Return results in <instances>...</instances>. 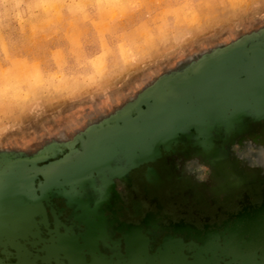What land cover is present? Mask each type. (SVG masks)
<instances>
[{
  "label": "rangeland",
  "instance_id": "obj_1",
  "mask_svg": "<svg viewBox=\"0 0 264 264\" xmlns=\"http://www.w3.org/2000/svg\"><path fill=\"white\" fill-rule=\"evenodd\" d=\"M229 2L260 6V0ZM233 35L215 33L193 40L185 48L184 57L159 64L156 72L145 78L144 86L137 90L133 85L125 102L117 108L99 112L91 108L84 111L83 107L74 110L73 123L78 122L79 128L70 135L41 125L31 130L29 136H17L14 126L0 125V205L6 211L0 217L6 218L7 213L12 216L16 210L27 214L17 224L18 231L14 229L16 234H11L14 224L7 218L6 234L0 232V263L23 264L17 255L25 249L21 240L30 235V226L38 228L42 220L49 230L57 222L65 229L73 219L79 230L86 231L93 225L100 226L102 233L116 221H122L127 225V238L141 244V232L152 231L145 227L150 225L151 218L149 213L147 216L134 211L133 192L128 190L151 187L156 177L166 180L171 158L188 150L183 148V137L194 143V137L200 134L209 143L215 135L206 132L231 125L239 130L245 126L244 129L261 131L264 75H255L254 70L246 68L251 65L256 71H264V24L244 28L235 33V39ZM255 76L261 80L255 81ZM85 132L97 134L95 139L104 148H97L90 161H68L64 156L70 155L69 150L62 145L68 142L71 150L81 152ZM126 150L128 154H121ZM137 152L143 155L133 159ZM125 207L127 210L117 211ZM171 215L173 222L159 218V224L165 226L161 228L162 244L158 249L138 246L141 250L136 264H264V212ZM141 218L145 226L135 228ZM96 228L89 230L95 239ZM70 233L68 230V236ZM114 233L113 240L123 232ZM6 235L7 240L2 237ZM50 235L51 231L48 238ZM36 236H40L39 232ZM5 246L10 255L6 259L2 249ZM186 246L193 251L188 257L183 251ZM95 249L99 250L97 245ZM41 253L45 255V251ZM46 254L47 262L42 260L40 264H60L57 260L64 255V249L49 250ZM67 262L70 263L69 259ZM89 262L97 261L82 258L79 263Z\"/></svg>",
  "mask_w": 264,
  "mask_h": 264
},
{
  "label": "clouds",
  "instance_id": "obj_2",
  "mask_svg": "<svg viewBox=\"0 0 264 264\" xmlns=\"http://www.w3.org/2000/svg\"><path fill=\"white\" fill-rule=\"evenodd\" d=\"M254 24H264V0H0V125L17 136L41 125L70 135L74 110L117 108L193 40L235 39ZM229 153L264 171V143L244 138ZM182 166L201 184L212 174L198 156Z\"/></svg>",
  "mask_w": 264,
  "mask_h": 264
},
{
  "label": "crops",
  "instance_id": "obj_3",
  "mask_svg": "<svg viewBox=\"0 0 264 264\" xmlns=\"http://www.w3.org/2000/svg\"><path fill=\"white\" fill-rule=\"evenodd\" d=\"M241 128L239 130L231 125L227 129L220 127L213 132L212 130L206 132L209 133L208 135H215L210 140V144L207 139L201 138L200 134L199 137L197 135L194 137V143H190L189 139L183 137V148L188 150L171 158L168 163L171 166L170 173H167L170 178L165 180L156 177L151 187L142 186L128 190V192H133L134 200L131 206H134V211L149 213V217L156 219L153 223L150 222V225L145 226L143 217L134 224L135 228L145 226L152 230L141 232L148 248L156 246L155 248L158 249L162 244L164 237L161 236L163 233L161 228L164 229L165 226L159 224V218L166 217L173 222L174 218L170 216L172 213H183L186 216L192 212H220L231 215L249 211L264 212L262 209L264 206V171L244 166L235 161L229 153V145L244 138L251 137L257 143H264V115L261 131L252 127L244 129L245 126H242ZM193 148H198V150H193ZM192 156H198L202 162L211 166L212 174L203 184L186 174L182 166L183 161ZM256 206L260 207L255 210ZM125 209L126 207L120 210ZM120 227L124 230L127 225L122 222ZM117 230L116 233L120 234V230L119 232ZM122 236L123 233L119 238ZM137 244L140 246L145 243L141 241V244Z\"/></svg>",
  "mask_w": 264,
  "mask_h": 264
},
{
  "label": "flooded vegetation",
  "instance_id": "obj_4",
  "mask_svg": "<svg viewBox=\"0 0 264 264\" xmlns=\"http://www.w3.org/2000/svg\"><path fill=\"white\" fill-rule=\"evenodd\" d=\"M118 210L119 213H121L120 208L117 209V211ZM41 222L42 225H40L39 222L38 224L39 226L37 225L38 228H33L30 226V230H28L27 233L30 235L26 239L21 240L22 241L21 244L25 247V249L22 250L23 252L17 253L19 258V263L23 262V264H40V261L42 260L45 263V261L47 262L48 260L47 259L48 254H46V251L57 250V249H64V255L60 257V260H57L60 264L62 263L80 264L79 262L82 260V258H84L86 261H91V260L97 261L94 262L95 264H133V262L134 264H136V260L139 259L138 250H141L140 249L141 247L137 246L134 249V247L131 246L132 243L129 242L130 240L127 238L126 232L123 230V228L120 227L122 221L120 222L116 221L115 224H113L112 226L113 228L112 227L106 228L104 229L103 233L99 228L100 226H97L96 228L93 225H91L90 228L97 229L98 232L97 234L99 236L97 235L96 239L90 235V234L94 235V233L89 231L90 230L89 226L86 228V231L79 230L80 228L78 224L73 219L70 220L69 225H66L67 227L65 228L66 230L63 228V225L59 222L53 224L50 230L43 226V220ZM150 222L151 223L154 222L153 218H151ZM115 229L116 230L118 229L123 232L122 238L118 237L115 238L114 240L111 238L112 235L115 234L114 233L116 231ZM68 230H71L70 234L74 238H72L70 235L68 236ZM50 231H51V235L48 238L47 235L48 233H50ZM38 232L40 234L39 237L36 236ZM98 237L101 238L100 239L101 241L98 240ZM141 240L144 241L146 245L144 237H142ZM5 242L6 241H4V243ZM95 245H97L98 249L100 248L99 245H102V248L99 249L101 251L100 252L101 254L99 253V250L96 251ZM114 245H116V247ZM146 247L148 248V246ZM2 249L4 250L3 252L5 253V255H7V256H3V258L4 257H5L4 259L8 258V256H10L8 253V249H9L8 246H5V248L2 247ZM17 250L20 251V249ZM42 251H45L44 256L41 253ZM183 251L187 257L193 253V251H191V249H189L188 247L185 248V250ZM153 253L151 252V254ZM65 256L67 258H65ZM63 259L65 260L63 261ZM68 259L70 263L67 262ZM110 261H114V262L110 263ZM89 264H92V262H89Z\"/></svg>",
  "mask_w": 264,
  "mask_h": 264
},
{
  "label": "bare ground",
  "instance_id": "obj_5",
  "mask_svg": "<svg viewBox=\"0 0 264 264\" xmlns=\"http://www.w3.org/2000/svg\"><path fill=\"white\" fill-rule=\"evenodd\" d=\"M245 65H247V64H245ZM249 66V65H248ZM249 68H251V70L250 71H252L253 72V70H254V74L256 75H258L259 74V72H262L263 73V75H264V71L263 70H257L256 71V69L255 68H253L251 65H250V67H248V69L246 68V70H249ZM258 72V73H257ZM261 79H263V84H264V76H263V78H261ZM260 78H259V76H255V81H260L261 80ZM253 87V85H250V88H252ZM199 90H201V88H199ZM254 92H258V91H254ZM257 97H259V95H257ZM167 110H169V108H167ZM96 136H97V134H92V135H89V133L88 132H85L83 135H82V140H81V148H82V151L80 152V151H73V150H71L70 148V146H71V144H69L68 142H65L62 146H64V147H66L68 150H69V156L68 155H65L64 157H66L67 159H68V161L70 160V159H73V158H75V159H82V161H84V162H87V161H90V156H93V155H95L93 152L94 151H96V149L97 148H99V149H101V147H103V145L101 144V142H98V140H96L95 138H96ZM104 148V147H103ZM136 149H138V148H136ZM124 153H129L128 152V150H126V151H124V152H122L121 154H123L124 155ZM143 154H141V152H140V154H138V156L137 155H133V159H135V158H137V157H141ZM64 161H66V159H63ZM125 160V159H124ZM63 161V162H64ZM126 161V160H125ZM63 162H61V163H63ZM61 168V167H60ZM44 171H45V169H44ZM48 174V173H47ZM10 205L11 206H13V207H16V205L15 204H13V203H10ZM5 209H4V206H2V204L0 205V213L1 214H3L4 212H6V211H4ZM12 210V209H11ZM16 210V209H15ZM11 215L12 216H10L8 213H7V217L5 218H3V217H0V232H2V234L3 235H5L6 234V229L8 228L7 226H6V224H7V218H8V222L12 225V224H14V226H12L11 227V230H12V233L11 234H16V232H15V230L14 229H17V231H18V228L16 227L17 226V224L18 223H21L20 221H22V217H25L27 214H21V213H19L18 212V210H16V213H14V215L11 213ZM10 226V225H9ZM1 234V235H2ZM8 235H6V236H2V237H4V238H6V240L7 239H9L8 237H7ZM130 243H132V247H134V249L138 246V244H137V242H132V241H130Z\"/></svg>",
  "mask_w": 264,
  "mask_h": 264
},
{
  "label": "water",
  "instance_id": "obj_6",
  "mask_svg": "<svg viewBox=\"0 0 264 264\" xmlns=\"http://www.w3.org/2000/svg\"><path fill=\"white\" fill-rule=\"evenodd\" d=\"M138 149H139V147H137ZM140 149H142V146H140ZM141 151V150H140ZM138 154H140V152L138 153H136L135 155H137L138 156ZM142 154V153H141ZM137 158H140V157H137Z\"/></svg>",
  "mask_w": 264,
  "mask_h": 264
}]
</instances>
